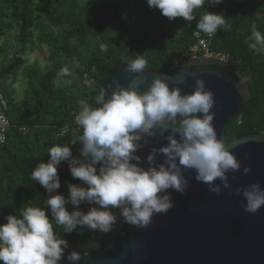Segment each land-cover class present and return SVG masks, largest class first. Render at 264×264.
Returning <instances> with one entry per match:
<instances>
[{
  "label": "clouds",
  "instance_id": "1",
  "mask_svg": "<svg viewBox=\"0 0 264 264\" xmlns=\"http://www.w3.org/2000/svg\"><path fill=\"white\" fill-rule=\"evenodd\" d=\"M206 2L218 5L222 0H147L149 7L159 9L169 20L181 17L189 22L197 19L194 11ZM197 28L213 35L229 26L221 13L207 10L199 16ZM249 48L264 54V33L255 25ZM122 60L133 74L148 67V60L139 54ZM67 75L69 70L61 69L56 82L67 84L63 79ZM190 75L195 77L191 92L182 93L179 84L187 82L182 72L179 83L171 86L175 76L155 75L143 90V81L134 79L127 86L114 83L110 95L100 88L92 103L80 100L75 116L80 131L70 141V145L79 143L80 155L73 156L70 145L57 144L48 149V160L34 167L31 180L39 182L48 196L42 206L29 200L0 223V261L61 264L68 241L54 229L71 234L79 226L107 234L117 223L114 210L125 223L147 230L155 215L174 207L169 189L184 193L189 187L185 173L190 170L211 193L219 195L228 189L243 197L240 206L244 211L257 213L264 206V187L257 181L233 189L228 173L241 168L231 150L237 145L229 147L218 136L213 124L214 93L202 77ZM153 137L167 143L150 149L145 167V158L137 152ZM161 154L162 162L157 160ZM62 161L68 162L71 176L81 181L67 184V197L56 191L61 187L57 169ZM250 171V167L243 168L244 174ZM82 203L92 206L84 211L79 207ZM67 205L72 206L71 211ZM81 258L77 250L67 256L70 264H78Z\"/></svg>",
  "mask_w": 264,
  "mask_h": 264
},
{
  "label": "trees",
  "instance_id": "2",
  "mask_svg": "<svg viewBox=\"0 0 264 264\" xmlns=\"http://www.w3.org/2000/svg\"><path fill=\"white\" fill-rule=\"evenodd\" d=\"M207 10L221 13L229 26L213 34L210 49L228 54L244 77L251 70L254 76L249 84L251 99L242 115L228 125L226 137L264 132V54L249 48L251 27L264 33V0L206 2L194 11L197 19L190 22L181 17L169 20L159 9L149 7L147 0H0V92L8 101L12 121L9 140L0 146V223L29 200L43 205L48 193L31 180V172L40 161L48 160L50 147L70 145L79 133L74 121L78 102H93L102 83L124 64L122 57L142 55L148 68L156 71L173 66L175 58L184 57L197 42V32L206 34L197 28V20ZM43 47L48 52L45 65L30 63L33 52ZM63 68L69 70L63 77L67 84L56 82ZM20 73L24 92L17 99L14 88ZM65 128L67 133H62ZM70 147L73 156L80 155L79 143ZM57 171L61 187L56 191L67 197V184L81 181L71 176L67 161ZM91 206L79 207L87 211ZM67 207L72 210L71 205ZM46 211L51 216L50 209ZM114 211L119 218L118 210ZM54 230L68 241L61 264H70L71 251L83 257L111 233L79 226L71 234Z\"/></svg>",
  "mask_w": 264,
  "mask_h": 264
},
{
  "label": "water",
  "instance_id": "3",
  "mask_svg": "<svg viewBox=\"0 0 264 264\" xmlns=\"http://www.w3.org/2000/svg\"><path fill=\"white\" fill-rule=\"evenodd\" d=\"M186 75L187 82L179 84L182 93L191 92L195 77H202L215 96L213 124L218 136L241 162L238 172L228 173L233 189L239 185L260 182L264 187V132H248L228 140L226 129L238 119L245 104L251 99L249 84L253 70L244 77L234 59L223 61L214 58H195L174 64L162 71L146 68L133 74L125 63L115 68L102 88L110 95L114 83L127 86L134 79L143 81L141 90L147 87L155 75L175 76L170 86L179 83V74ZM167 141L160 137L149 142L137 154L145 158L152 147H160ZM162 162L163 154L157 157ZM250 167L248 174L243 168ZM189 187L184 193L171 189L174 207L167 213L153 217L147 229L135 228L119 216L113 231L97 248L86 253L78 264H264V206L257 213H248L240 206L243 197L223 189L217 195L207 185L195 180L194 171L185 173ZM219 182V181H217ZM127 252L126 255H122Z\"/></svg>",
  "mask_w": 264,
  "mask_h": 264
},
{
  "label": "built area",
  "instance_id": "4",
  "mask_svg": "<svg viewBox=\"0 0 264 264\" xmlns=\"http://www.w3.org/2000/svg\"><path fill=\"white\" fill-rule=\"evenodd\" d=\"M197 42L190 47L185 56L181 59L175 58V64L188 61L195 58H214L223 61H229L230 56L226 53L210 49V40L213 35L196 33ZM8 101L3 93L0 92V146L8 142L12 129V121L8 115ZM75 121V118H74ZM24 132L27 131L26 127L21 128ZM68 129H62V133H67Z\"/></svg>",
  "mask_w": 264,
  "mask_h": 264
},
{
  "label": "rangeland",
  "instance_id": "5",
  "mask_svg": "<svg viewBox=\"0 0 264 264\" xmlns=\"http://www.w3.org/2000/svg\"><path fill=\"white\" fill-rule=\"evenodd\" d=\"M10 37H11L10 39H12V43L15 44L14 36L11 35ZM5 41H3V42H5ZM47 53L48 52H47L46 47L36 49L31 56L30 63L38 62L39 65L44 66L46 63L45 57L47 56ZM11 54H13V52H11ZM21 75H22V73H20L19 79L16 82L15 88H14L17 99H20L23 95V92H24V78Z\"/></svg>",
  "mask_w": 264,
  "mask_h": 264
}]
</instances>
